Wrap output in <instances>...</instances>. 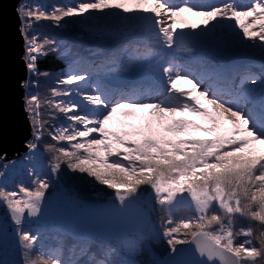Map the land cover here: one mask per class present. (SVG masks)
Returning <instances> with one entry per match:
<instances>
[{
    "label": "snow or ice",
    "instance_id": "1",
    "mask_svg": "<svg viewBox=\"0 0 264 264\" xmlns=\"http://www.w3.org/2000/svg\"><path fill=\"white\" fill-rule=\"evenodd\" d=\"M12 12L0 103L28 133L0 148V264H264V0Z\"/></svg>",
    "mask_w": 264,
    "mask_h": 264
},
{
    "label": "water",
    "instance_id": "2",
    "mask_svg": "<svg viewBox=\"0 0 264 264\" xmlns=\"http://www.w3.org/2000/svg\"><path fill=\"white\" fill-rule=\"evenodd\" d=\"M14 3L15 0H0V26L4 22L3 31L0 32V66L6 81L19 75L21 69V41L12 23ZM27 133L28 127L20 109L19 98L15 91L6 89L3 102L0 103V148L6 149L9 157L14 152L24 151L22 141Z\"/></svg>",
    "mask_w": 264,
    "mask_h": 264
},
{
    "label": "trees",
    "instance_id": "3",
    "mask_svg": "<svg viewBox=\"0 0 264 264\" xmlns=\"http://www.w3.org/2000/svg\"><path fill=\"white\" fill-rule=\"evenodd\" d=\"M49 31H51L52 33L55 34V33H58L59 30L55 29L54 27H50ZM40 63H41V66H49V67H50V66H53V63H54L55 66H57V67L61 65V62H60V61H55V62H53V61H49L47 58L41 60ZM41 79H42V81H43V83H42V85H41V94H43L44 89H45L48 85H50V84L52 83V81H51L49 78H41ZM46 139H48V138H46Z\"/></svg>",
    "mask_w": 264,
    "mask_h": 264
},
{
    "label": "rangeland",
    "instance_id": "4",
    "mask_svg": "<svg viewBox=\"0 0 264 264\" xmlns=\"http://www.w3.org/2000/svg\"><path fill=\"white\" fill-rule=\"evenodd\" d=\"M186 15L191 16V14H186ZM193 19H197V18L193 17ZM178 83H179V86H181V87H187L188 86L186 81H180ZM177 115H191V114L184 113V114H177ZM193 118L196 119L198 122H205L204 119L201 117H193ZM200 134L203 135L204 133H200Z\"/></svg>",
    "mask_w": 264,
    "mask_h": 264
}]
</instances>
